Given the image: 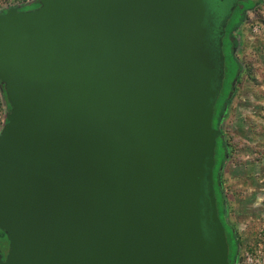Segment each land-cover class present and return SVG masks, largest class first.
I'll return each mask as SVG.
<instances>
[{
	"label": "water",
	"instance_id": "1",
	"mask_svg": "<svg viewBox=\"0 0 264 264\" xmlns=\"http://www.w3.org/2000/svg\"><path fill=\"white\" fill-rule=\"evenodd\" d=\"M39 2L0 11V264H231L226 24L216 48L204 0Z\"/></svg>",
	"mask_w": 264,
	"mask_h": 264
},
{
	"label": "rangeland",
	"instance_id": "2",
	"mask_svg": "<svg viewBox=\"0 0 264 264\" xmlns=\"http://www.w3.org/2000/svg\"><path fill=\"white\" fill-rule=\"evenodd\" d=\"M33 1L0 0V11L18 3L25 4L18 7L21 12L39 9V0ZM260 1L249 0L245 5L253 9ZM233 18L228 30L233 31V41L237 40L240 45L234 51L235 44L230 39L226 40L224 53L228 66L231 58L236 59V56L244 72L220 125L231 145V154L223 168V187L234 210L231 218L244 242L239 250L238 264H264V0L246 22L244 15L236 14ZM233 70L229 72L237 74ZM225 84L229 89L234 87L233 81L228 79ZM5 120L6 111L0 92V131ZM216 154L217 158L223 154L221 144H217ZM8 248L7 237L0 233V249L4 257ZM231 260L234 261L233 255Z\"/></svg>",
	"mask_w": 264,
	"mask_h": 264
},
{
	"label": "trees",
	"instance_id": "3",
	"mask_svg": "<svg viewBox=\"0 0 264 264\" xmlns=\"http://www.w3.org/2000/svg\"><path fill=\"white\" fill-rule=\"evenodd\" d=\"M8 9L4 10L7 11ZM1 11V12H4ZM231 40L235 46H234V51L235 48L237 47V40L233 41V31L230 29L227 31V36L225 38V43L226 40ZM225 54V53H224ZM226 57V56H225ZM236 59L231 58V62L229 63L230 66L227 64V59H226V79L228 81L230 80L231 82L237 79V84L240 83L242 74L244 72V67L238 60V58L235 56ZM231 69H234L233 71L237 72V74H231L229 71ZM235 77V79L233 78ZM224 81V86L223 90L221 92V95L217 101L216 108H215V115H214V123L213 126L214 128H220L221 122L223 118L226 116L225 110L226 108L231 104L232 99L234 98L236 91L234 92L233 86L232 88L229 89V86H226ZM234 79V80H233ZM236 84V85H237ZM228 85V84H227ZM230 90V93H229ZM232 95V96H231ZM8 110H10V106L8 105ZM7 122V119L5 120V123ZM221 136L217 139V144H221L222 146V153L219 155V158H217L216 154V166L214 168V187L216 191V196L218 200V210H219V216L221 219V222L223 226L225 227L227 238H228V243L230 246V255H229V261L231 264H234L237 256H239V250L241 245H244L243 239L237 229V224L233 221L231 218V213L234 211L233 208L231 207L230 203L227 201L225 190H224V185H223V168L226 164V162L229 159V155L231 154L230 151V142H228L225 137H224V132L221 130ZM221 153V150H220ZM0 233L4 236V234L0 231ZM233 255L234 261L232 262L231 256Z\"/></svg>",
	"mask_w": 264,
	"mask_h": 264
},
{
	"label": "flooded vegetation",
	"instance_id": "4",
	"mask_svg": "<svg viewBox=\"0 0 264 264\" xmlns=\"http://www.w3.org/2000/svg\"><path fill=\"white\" fill-rule=\"evenodd\" d=\"M247 1L249 0H204L206 10L208 13V21L211 24L212 29H213V39L212 40L214 41L216 48H218V44H219L218 42L221 39L220 34L223 31V26L226 24V28H225L226 33L223 38V42L225 44V38L227 36L228 27L231 24V22L234 20L233 17L236 14L240 16L244 15L246 17V20H245L246 22L249 19V16L254 14V12L257 11L258 8L262 5L263 0L257 4L256 8H253V9L247 8V6L245 5V2ZM239 45L240 43L238 42V46L235 48V51L239 48ZM225 77H226V66H225Z\"/></svg>",
	"mask_w": 264,
	"mask_h": 264
},
{
	"label": "built area",
	"instance_id": "5",
	"mask_svg": "<svg viewBox=\"0 0 264 264\" xmlns=\"http://www.w3.org/2000/svg\"><path fill=\"white\" fill-rule=\"evenodd\" d=\"M22 4H24V3H18V4H15V5H11V6L5 7L4 9L6 10L8 8L19 6V5H22Z\"/></svg>",
	"mask_w": 264,
	"mask_h": 264
}]
</instances>
